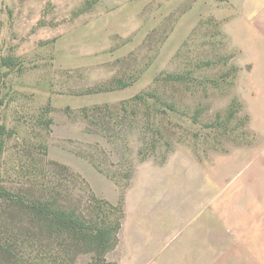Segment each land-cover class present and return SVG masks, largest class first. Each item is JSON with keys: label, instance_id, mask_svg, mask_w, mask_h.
<instances>
[{"label": "rangeland", "instance_id": "374dc122", "mask_svg": "<svg viewBox=\"0 0 264 264\" xmlns=\"http://www.w3.org/2000/svg\"><path fill=\"white\" fill-rule=\"evenodd\" d=\"M244 2L0 0V183L14 195L0 201V264H116L117 247L80 253L44 233L31 203L115 221L99 202L126 214L142 167L170 161L177 179L178 150L204 157L247 134L239 45L259 49Z\"/></svg>", "mask_w": 264, "mask_h": 264}, {"label": "crops", "instance_id": "0c3cea01", "mask_svg": "<svg viewBox=\"0 0 264 264\" xmlns=\"http://www.w3.org/2000/svg\"><path fill=\"white\" fill-rule=\"evenodd\" d=\"M244 4L241 24L254 25L259 49L239 45L250 64L239 80L247 134L204 157L178 150L177 179L164 170L170 161L139 169L125 195L116 264H264V0Z\"/></svg>", "mask_w": 264, "mask_h": 264}, {"label": "trees", "instance_id": "16d2710c", "mask_svg": "<svg viewBox=\"0 0 264 264\" xmlns=\"http://www.w3.org/2000/svg\"><path fill=\"white\" fill-rule=\"evenodd\" d=\"M13 197L14 195L10 194L0 183V201H12ZM22 203L18 202L17 204L23 206ZM99 203L111 211L120 210L121 214L113 221L109 220L103 213H99L98 218L101 215L102 218L95 227L91 225L92 221L89 222V220L95 219L94 217L88 220L83 214L78 213L74 209L55 208L50 201L34 200L31 203V208L36 220L41 222V229L44 233H47L51 237L55 236L63 240L67 239L69 242H74L75 244H73L77 248V252L80 253H82L81 248L84 246L97 245L94 252L98 253L99 251V255L103 257L115 250L120 242L119 235L122 231L125 211L123 201H120L117 206L105 201ZM90 252L91 250L88 253Z\"/></svg>", "mask_w": 264, "mask_h": 264}]
</instances>
